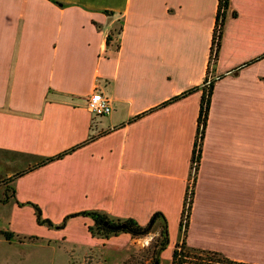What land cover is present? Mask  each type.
<instances>
[{
  "label": "crops",
  "instance_id": "obj_1",
  "mask_svg": "<svg viewBox=\"0 0 264 264\" xmlns=\"http://www.w3.org/2000/svg\"><path fill=\"white\" fill-rule=\"evenodd\" d=\"M217 7L218 0H0V161L12 179L1 202L34 219L38 206L54 224L84 210L145 225L159 212L164 251L172 252L210 75L185 241L264 264V0L228 1L208 69ZM120 24L115 49L106 36ZM95 89L110 98L109 114L88 109ZM48 157L55 158L36 166ZM76 224L89 244L106 243L88 232L90 216L66 220V228Z\"/></svg>",
  "mask_w": 264,
  "mask_h": 264
},
{
  "label": "rangeland",
  "instance_id": "obj_2",
  "mask_svg": "<svg viewBox=\"0 0 264 264\" xmlns=\"http://www.w3.org/2000/svg\"><path fill=\"white\" fill-rule=\"evenodd\" d=\"M3 155L0 153V157ZM3 162L0 161V264H170L171 250L164 251L159 244L163 223L139 237L121 232L108 239L88 229L92 236L105 240L101 248L85 241L80 224L71 229L66 228V223L61 227L60 223L37 225L30 215L1 202L5 187L11 189Z\"/></svg>",
  "mask_w": 264,
  "mask_h": 264
},
{
  "label": "trees",
  "instance_id": "obj_3",
  "mask_svg": "<svg viewBox=\"0 0 264 264\" xmlns=\"http://www.w3.org/2000/svg\"><path fill=\"white\" fill-rule=\"evenodd\" d=\"M228 1L229 0H218V7L216 11V24L212 35L208 69L211 65L215 63L217 59ZM217 25H219V28H217ZM121 30H122V25L120 24L117 29L107 34L106 43L108 46L111 45L115 49L119 47ZM213 85H214L213 80L208 85L205 86L202 85V94H201L200 107H199L198 119H197L198 128H197V134L192 148V156H191L190 183L188 184L186 189V195L184 197L181 217L179 221L180 240L175 244L172 250L170 264H185V263L246 264L242 262L232 261L227 257H225L222 253L217 251L190 247L186 244L185 241V235L189 224V216H190V210H191L192 198H193V184L195 181L196 171L201 158L202 141L204 138L205 127L208 118L210 97L213 91ZM193 90H196V87L188 89L182 92L180 95L171 97L167 101L163 102L161 105H165L170 102H173L174 100L190 93ZM62 154L58 156H61ZM53 158L55 157L44 158L40 160L36 164V166L45 164L47 161L52 160ZM23 172L24 171H21L16 175L21 174ZM8 179L12 180L10 177ZM34 214L37 224L48 225V226L54 225L50 219L43 217L41 209L35 205H34ZM78 215L90 216L93 220V224L88 226L89 231L94 235H98L105 238H108L112 234L116 235L121 232L128 233L131 236H135V237L146 235L150 231L152 226L155 224L156 220L158 218H162L163 226L159 233L160 234L159 244L163 249L168 244L167 225L164 216L159 212L154 213L147 224L141 225L132 218L112 220L104 213L98 211L83 210L66 215L64 219L60 222L59 226L60 227L63 226L68 218Z\"/></svg>",
  "mask_w": 264,
  "mask_h": 264
},
{
  "label": "built area",
  "instance_id": "obj_4",
  "mask_svg": "<svg viewBox=\"0 0 264 264\" xmlns=\"http://www.w3.org/2000/svg\"><path fill=\"white\" fill-rule=\"evenodd\" d=\"M217 28H219V25H217ZM212 80V77L208 75L204 80L203 85H208ZM87 107L90 112L95 115H106L112 110L110 98L99 89H95L91 92Z\"/></svg>",
  "mask_w": 264,
  "mask_h": 264
}]
</instances>
